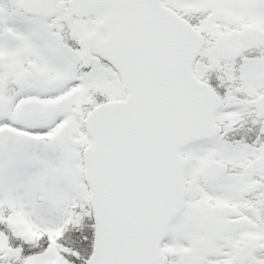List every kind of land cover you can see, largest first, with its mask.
Returning a JSON list of instances; mask_svg holds the SVG:
<instances>
[{"label": "snow or ice", "instance_id": "snow-or-ice-1", "mask_svg": "<svg viewBox=\"0 0 264 264\" xmlns=\"http://www.w3.org/2000/svg\"><path fill=\"white\" fill-rule=\"evenodd\" d=\"M0 264H264V0H0Z\"/></svg>", "mask_w": 264, "mask_h": 264}]
</instances>
